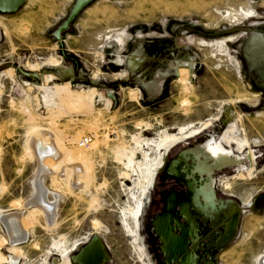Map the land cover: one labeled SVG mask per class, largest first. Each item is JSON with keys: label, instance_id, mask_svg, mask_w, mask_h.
I'll return each instance as SVG.
<instances>
[{"label": "rangeland", "instance_id": "obj_1", "mask_svg": "<svg viewBox=\"0 0 264 264\" xmlns=\"http://www.w3.org/2000/svg\"><path fill=\"white\" fill-rule=\"evenodd\" d=\"M19 1L14 12L0 10L5 264H75L95 239L108 257L102 264H166L153 229L164 210L161 194L178 193L176 209L188 205L196 213V162L204 157L195 152L208 142L218 158L240 163L211 172L216 198L240 212L234 239L214 252V262L264 264V207L255 206L264 197V0ZM184 128V140L161 147L163 137L179 138ZM32 135L65 155V174L44 179L49 200L57 196L52 222L39 208L33 218L23 208L34 197L38 170ZM158 158L163 165L143 193ZM179 158V177L165 176ZM74 164L85 168L81 186L73 185ZM16 212L27 231L17 246L1 223ZM196 214L199 244H207L214 228ZM218 215L216 231L225 224ZM196 254L206 264L204 249ZM185 255L176 253L170 264Z\"/></svg>", "mask_w": 264, "mask_h": 264}, {"label": "bare ground", "instance_id": "obj_2", "mask_svg": "<svg viewBox=\"0 0 264 264\" xmlns=\"http://www.w3.org/2000/svg\"><path fill=\"white\" fill-rule=\"evenodd\" d=\"M87 0H82V2H85ZM19 0H4L0 1V10L1 11H6V12H14L18 7H19ZM184 132L185 128L182 129L181 136L179 138L177 137H163L160 141L161 147L168 149L170 148L173 144L180 143L182 140H184ZM200 133V132H199ZM32 134H34L32 132ZM45 136H49L51 134L48 133H42ZM198 133L194 134L197 135ZM50 137V136H49ZM46 138V141L47 139ZM53 137V136H51ZM43 139V138H42ZM44 140V139H43ZM53 141V140H52ZM29 145L33 149V153H35V156L38 161V170H37V176L33 182V190H34V197L29 200L26 203H23V208L29 209L30 211V216L35 215V213H39L38 210H35V208H39L42 212V216H45L46 219L49 222H52L54 213H55V204H56V198L57 196L54 195V201H50L48 196L50 195L49 190H47L44 186V179L48 175H56L58 176L59 174H65V171L62 170L63 168L61 167V163L65 160V155L59 151L55 147V145L51 142L48 141V143H45L41 140L36 139V136L32 135L31 138L29 139ZM28 145V146H29ZM216 149L217 146L214 145L211 142L207 143L205 151L195 152L196 155L202 154L204 157V162L201 163L199 161L196 162V172L198 176V188L193 192V199L196 202V213L201 212L199 209V202H198V196L201 195L203 197V200L205 202V207L203 209V212H206L207 207H214V200H213V195H212V179H211V172L212 170H222L226 169L232 166H238L240 163L238 161H235L232 159L230 156H221L220 158L217 157L216 154ZM47 157H51L56 164L53 167H49V163L47 160ZM69 158V157H68ZM161 161L162 158H158V160L154 164V168L147 171V173L144 176V184L142 185V191L143 193L148 192V190L151 188L155 172L160 168L161 166ZM209 161H214V163L210 166H208L207 162ZM48 163V165H47ZM66 163V162H65ZM82 164V163H81ZM51 166V165H50ZM54 167H58L55 169ZM61 168V170H59ZM73 168V180H74V186H81L86 179V172L85 168L83 165L80 164H74L72 165ZM65 169V168H64ZM207 172L208 179L204 180L203 178L199 177L203 172ZM86 176L85 178L83 177ZM84 178V179H83ZM4 189V188H3ZM52 196V194H51ZM187 205H182V207L186 208ZM256 207H264V197L260 198L256 204ZM28 210V211H29ZM196 213H193L192 216L189 217V225L186 229V233L188 235H194L195 232H197V224H196ZM213 213L211 212V215ZM232 218H235V212L232 211L231 215L229 216ZM1 223L5 227L9 240L8 243L10 245H22L27 240V231L24 226L23 222V215L20 212H16L14 214H9L2 216L1 218ZM233 238V236H231ZM95 248L90 250L89 253L84 254L82 257H75L74 263L75 264H94L96 260L98 259L101 264L105 263L107 261V256L104 252H100L101 250V244L100 242L95 239ZM78 244H75L70 253L75 251L77 248ZM66 260V259H65ZM9 263L7 259H5L1 254H0V264H5ZM186 263H190V261L187 259Z\"/></svg>", "mask_w": 264, "mask_h": 264}, {"label": "flooded vegetation", "instance_id": "obj_3", "mask_svg": "<svg viewBox=\"0 0 264 264\" xmlns=\"http://www.w3.org/2000/svg\"><path fill=\"white\" fill-rule=\"evenodd\" d=\"M4 1V0H1ZM255 17L254 15L252 18ZM152 87L157 89V86L155 83L152 84ZM189 155V154H184ZM182 155V156H184ZM181 162V158L175 160L172 162V164L167 168L165 171V176H177L179 177V174L177 172V166ZM163 165V161H161V166ZM204 179V178H203ZM208 179V176L204 179ZM212 179V176H211ZM155 180V178H154ZM153 180V182H154ZM152 182V185H153ZM151 185V186H152ZM212 197L214 200V207H207L206 212H203V209L205 207L204 205H201L199 202L201 195H199L198 202H199V209L207 218H210V223L212 224V227L214 230L210 232L209 241L207 244H199L201 233H202V224L198 221V215L196 214V224H197V232L194 233V235H188L185 231L189 225V217L192 216V212L189 210L188 205L185 207H180L179 210L176 209V206L178 204L180 195L175 192H163L161 194V199L164 204V210L162 213L154 216L153 218V229L155 230V233L157 237L162 241L163 246L161 248L162 253L165 256V263L170 264L173 260H175V254L176 253H183L186 252L185 257H183L180 260L179 264H188L186 263V260L188 259L190 261L189 264H201L199 256L196 254V251L199 250V248H203L204 252L208 256V261L206 264H215L213 256L214 252H216L219 249L224 248L227 246L235 237L236 235V224L239 217V210L235 208L233 203L231 201L228 202H221L219 201L214 192L213 187V179H212ZM203 198V197H202ZM218 211H221L223 214V218L225 219V224L223 225V228L219 231H216L218 228V222H219V215ZM232 211L235 212V218L229 217L232 213ZM211 212L213 213L211 215ZM180 218H183L185 221V224L180 223ZM173 225L176 226V228L173 227ZM179 230L180 235H174L173 231ZM233 236V238H231ZM189 237L191 241H187L186 238ZM190 245L192 246V250H189ZM79 244L77 245L78 248ZM97 246L95 244V241L92 242L90 245H88L86 248L81 250L79 254L76 257H82L84 254L89 253L90 250L95 248ZM76 248V249H77ZM76 251V250H75ZM100 252H104L102 247ZM94 264H101V262L97 259Z\"/></svg>", "mask_w": 264, "mask_h": 264}, {"label": "built area", "instance_id": "obj_4", "mask_svg": "<svg viewBox=\"0 0 264 264\" xmlns=\"http://www.w3.org/2000/svg\"><path fill=\"white\" fill-rule=\"evenodd\" d=\"M90 142H91V138H90V137H84V138L81 140V144H82V145H85V146H88Z\"/></svg>", "mask_w": 264, "mask_h": 264}, {"label": "water", "instance_id": "obj_5", "mask_svg": "<svg viewBox=\"0 0 264 264\" xmlns=\"http://www.w3.org/2000/svg\"><path fill=\"white\" fill-rule=\"evenodd\" d=\"M83 2H81V4H82Z\"/></svg>", "mask_w": 264, "mask_h": 264}]
</instances>
